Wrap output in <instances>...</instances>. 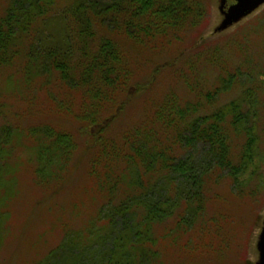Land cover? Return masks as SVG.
Returning <instances> with one entry per match:
<instances>
[{
	"label": "trees",
	"instance_id": "16d2710c",
	"mask_svg": "<svg viewBox=\"0 0 264 264\" xmlns=\"http://www.w3.org/2000/svg\"><path fill=\"white\" fill-rule=\"evenodd\" d=\"M206 8L201 0L3 1L0 68L18 64L27 87L40 80L52 110L73 115L87 133L96 126L90 133L94 151L88 173L104 198L83 227L65 228L59 244L32 264H162L161 239L190 252L230 247V221L222 213L209 214L207 205L211 188L221 181H228L237 196L256 195L264 187L255 160L258 102L252 89L245 93L255 109L250 114L238 100L214 106L224 85L202 91L196 79L189 84L194 101L172 95L116 139L104 135L107 122L123 108L118 97L128 93L133 79L118 38L166 50L203 25ZM230 78L237 82L235 75ZM109 111H114L111 117L103 118ZM3 132L0 250L9 233L5 204L16 184L9 142L13 133L23 137L8 127ZM29 132L37 141L35 173L49 185L77 146L74 135L50 126ZM235 136L245 138L237 159Z\"/></svg>",
	"mask_w": 264,
	"mask_h": 264
},
{
	"label": "rangeland",
	"instance_id": "374dc122",
	"mask_svg": "<svg viewBox=\"0 0 264 264\" xmlns=\"http://www.w3.org/2000/svg\"><path fill=\"white\" fill-rule=\"evenodd\" d=\"M3 1L0 0V9ZM201 1L207 7L203 25L181 35L180 41L166 50H149L118 38L133 70V79L128 93L118 97L123 108L107 122L104 135L116 139L148 119L160 101L172 95L184 103L194 101L189 84L196 79L202 91H212L222 84L223 91L217 95L214 106L238 100L241 109L250 114L258 107L255 160L264 176V3L233 21V0ZM17 65L0 68V139L6 127L23 135L20 138L13 133L9 142L8 160L16 184L14 195L5 204L9 233L0 250V264H32L36 257L59 244L65 228L83 227L104 201L88 173L94 151L90 133L96 131V126H91L87 133L73 115L52 110L40 80L27 87ZM230 75L238 77L236 83ZM250 89L258 102L252 109L245 95ZM113 112L103 118H110ZM45 126L72 133L77 144L68 162L62 163L58 172L55 169L57 180L49 185L41 184L35 173L37 141L29 135L31 128ZM244 140V136L233 137L235 159ZM259 179L260 176L254 178L245 192L253 189ZM207 209L209 214L222 213L230 221V247L190 252L161 239L162 264H260L264 187L256 195L237 196L228 181H221L211 188Z\"/></svg>",
	"mask_w": 264,
	"mask_h": 264
},
{
	"label": "water",
	"instance_id": "95a60500",
	"mask_svg": "<svg viewBox=\"0 0 264 264\" xmlns=\"http://www.w3.org/2000/svg\"><path fill=\"white\" fill-rule=\"evenodd\" d=\"M234 1V13L232 15V20L236 21L238 18L247 15L253 9H255L260 4L264 3V0H233ZM261 261L260 264H264V226L261 231Z\"/></svg>",
	"mask_w": 264,
	"mask_h": 264
}]
</instances>
